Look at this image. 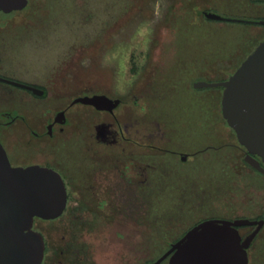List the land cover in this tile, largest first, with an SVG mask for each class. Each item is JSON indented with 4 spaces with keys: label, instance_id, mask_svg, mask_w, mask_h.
Masks as SVG:
<instances>
[{
    "label": "rangeland",
    "instance_id": "obj_1",
    "mask_svg": "<svg viewBox=\"0 0 264 264\" xmlns=\"http://www.w3.org/2000/svg\"><path fill=\"white\" fill-rule=\"evenodd\" d=\"M28 1L21 11L0 12V57L4 69L49 87L50 96L35 100L30 110L58 109L69 103L68 96L93 90L120 98L123 104L117 112L121 117L125 111L138 117L145 103L151 109L158 99L160 103L169 78L185 84L223 80L242 57L216 60L208 70L196 69L205 55L245 26L205 22L206 28L174 38L170 28L161 29L159 0ZM181 64L187 69H180ZM188 95H194L193 90ZM180 102L189 119L193 115L188 112L195 111L193 103ZM11 104L0 103L3 108ZM215 116L209 120L211 136H198L196 129L187 131L194 139L190 146L199 142L224 148L180 166L179 183L175 177L153 181L147 188L152 192L146 193L140 209L129 216L111 220L110 215L87 213V226L81 229L80 215L69 212L52 222L35 219L34 228L60 249L64 239L89 240L98 264H147L167 249L164 240L202 219L256 220L264 213V177L243 162V154L233 146L238 142L235 132L221 114ZM156 160L168 162L160 157ZM71 186L70 203L75 206L80 189L75 182ZM132 201L139 205V199ZM251 261L256 264L252 256Z\"/></svg>",
    "mask_w": 264,
    "mask_h": 264
},
{
    "label": "flooded vegetation",
    "instance_id": "obj_2",
    "mask_svg": "<svg viewBox=\"0 0 264 264\" xmlns=\"http://www.w3.org/2000/svg\"><path fill=\"white\" fill-rule=\"evenodd\" d=\"M159 2L161 29L170 28L174 38L186 37L192 29L206 28L205 22L245 26L231 33L228 41L217 46L214 52L205 55L203 63L196 66V69L208 70L213 67L216 60L231 61L232 56L242 55L232 68L235 72L264 40V0H159ZM207 12L217 14L223 19H210L206 16ZM1 62L0 57V103L13 104L5 108L0 105V143L11 165L17 167L40 165L52 168L61 174L66 185L67 204L64 213L56 219L45 220L47 222L62 219L70 212L80 215V226L84 229L87 226L84 215L87 213L110 215L111 220L114 216H129L136 208L140 209V203L146 193L152 192L147 188L153 181L156 182L160 178L163 181H171L175 177L176 182L180 177L177 175L178 168L189 163L191 158L210 150L218 151L224 148V145L214 146L199 142L197 147L194 146L196 143H193L192 148L190 142L194 139L190 138L187 131L196 129L198 136H211L209 120L212 119V114L217 116L219 113L222 116L221 99L224 88H195L194 84L201 81L221 82L230 75L223 80L200 79L188 84L169 78L164 83L166 86L161 84L166 87L164 94L162 96L157 94L161 97L160 103L156 98L153 108H148L145 103L138 117L131 116L128 111L121 117L122 113L120 115L117 112L123 104L120 98L93 90H84L68 96L69 103L58 109L43 106L37 111L30 110L35 107L31 105L35 100H44L50 96L49 87L29 81L14 70L4 69ZM180 69L184 70L187 67L181 64ZM187 86L189 88H186ZM190 90H193L194 95H188ZM147 93L144 95L149 96ZM95 95L106 96L113 101L119 100V103L112 110H108L77 101ZM181 100L194 105V113L188 112V115H193L189 116V119L185 115L186 107L181 102L177 103ZM223 120L225 121L224 118ZM233 146L243 154V162L264 177L263 173L245 161L246 149L238 142ZM156 157L165 158L168 162H157ZM254 157L264 167L262 160L258 156ZM73 182L80 189L76 193L75 206H71L70 203L73 199L71 194ZM168 189L173 191L172 188ZM135 199H139L138 206L132 201ZM90 204H94L95 207ZM106 218L110 220L109 217ZM203 220L206 219L196 222L173 239L164 240L167 249L147 264L158 260L189 229ZM256 220H264V213ZM256 228L257 225H252L239 227L238 230L242 239H245ZM43 237L45 249L40 264L99 262L94 253V244L89 240L64 239L60 249V246L51 244L45 235ZM58 249L60 255L57 253ZM64 252L65 254H62ZM247 253L249 263L251 256L256 264L264 262V222L251 241ZM169 258L170 256L160 264H168Z\"/></svg>",
    "mask_w": 264,
    "mask_h": 264
},
{
    "label": "water",
    "instance_id": "obj_3",
    "mask_svg": "<svg viewBox=\"0 0 264 264\" xmlns=\"http://www.w3.org/2000/svg\"><path fill=\"white\" fill-rule=\"evenodd\" d=\"M27 5L28 0H0V12L21 11ZM206 16L223 19L210 12ZM194 86L224 88L222 116L246 149L245 161L264 174V167L254 157L264 163V40L228 79L196 82ZM77 101L108 110L119 103L102 95ZM66 204L67 189L59 172L40 165L12 166L0 143V264H40L45 242L34 228L35 219H56ZM263 222L245 218L203 220L150 264H160L169 256L168 264H248L247 249ZM252 225L257 228L242 239L238 228Z\"/></svg>",
    "mask_w": 264,
    "mask_h": 264
},
{
    "label": "trees",
    "instance_id": "obj_4",
    "mask_svg": "<svg viewBox=\"0 0 264 264\" xmlns=\"http://www.w3.org/2000/svg\"><path fill=\"white\" fill-rule=\"evenodd\" d=\"M36 219H38V218H36Z\"/></svg>",
    "mask_w": 264,
    "mask_h": 264
}]
</instances>
